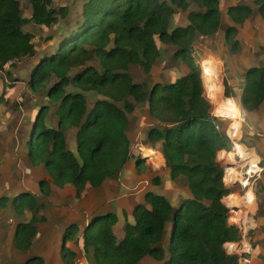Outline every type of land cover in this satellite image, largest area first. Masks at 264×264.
<instances>
[{"label": "trees", "instance_id": "16d2710c", "mask_svg": "<svg viewBox=\"0 0 264 264\" xmlns=\"http://www.w3.org/2000/svg\"><path fill=\"white\" fill-rule=\"evenodd\" d=\"M78 1L74 19L71 8L55 5L54 0H28L29 16L23 15L19 0H0V71L9 60L14 65L34 55V35L23 29L25 25L51 27L65 21L60 32L46 37L56 46L42 55L25 84L32 96L42 94L51 103L33 106L25 141L30 164L43 165L57 186L71 184L77 198L86 184L99 187L128 166L142 171L147 163L132 151L127 128L136 107L146 105L153 122L146 145L161 153L171 180L185 179L189 196L174 204L160 193L146 191L144 203L136 204L132 220L125 221L120 240L113 232L117 216L108 213L90 216L82 229L69 225L63 242L80 239L88 264H140L146 258L160 264H238V256L224 246L240 232L229 221L230 209L223 201L234 188L226 185L218 158L220 151H232V140L212 113L200 79L202 75L207 96L216 103L222 96L220 75L205 59L195 64L191 55L199 36L209 37L223 28L220 0ZM192 4L198 10L188 11L186 23L174 24L175 9L187 11ZM253 4L264 20V0ZM252 13L247 4L226 8L231 24L224 33L232 50L238 45L236 25ZM156 39L175 46L188 71L150 86L135 82L129 67L150 72L160 57ZM88 92L95 95L90 105ZM224 94L228 96L226 89ZM263 101L264 66L249 67L241 104L254 110ZM69 128L76 129L75 150L66 142ZM51 182H39L40 196H49ZM153 183H159L158 177ZM7 202L8 197H0V206ZM10 205L19 215L31 213L28 221L17 223L13 238L17 249L27 251L37 235L36 224L45 221L38 216L41 204L25 192L13 197ZM60 256L65 264H75L77 258L65 245ZM23 264L45 262L33 255Z\"/></svg>", "mask_w": 264, "mask_h": 264}, {"label": "crops", "instance_id": "0c3cea01", "mask_svg": "<svg viewBox=\"0 0 264 264\" xmlns=\"http://www.w3.org/2000/svg\"><path fill=\"white\" fill-rule=\"evenodd\" d=\"M19 1L23 15L29 16L31 14V6L28 4V0ZM56 1L54 0V3ZM225 16H227L226 11ZM223 18L222 15V20ZM29 25L44 26L33 23L25 25L23 29L32 34L33 31L27 27ZM236 26L235 40L238 41V45L233 50L225 39L224 28H222V51L218 53L223 61V86L224 91L225 89L227 90L228 96L224 94V97L219 96L217 98L216 103H221L217 110V115L223 116V118L236 119L228 133L230 138L240 141L238 144L241 146L244 145L249 158L246 165L247 170L244 172V182H242V185L247 187L244 196H242L245 205L240 207L238 211L239 213L242 212L239 217V226L234 221V224L239 228L240 234L237 240L227 242L224 246L229 253L236 255L245 253L250 258L249 264H264V101L254 110H246L241 104L246 70L252 66H264V20L256 7L245 22ZM48 42L51 43L52 40ZM36 54L37 51L34 46V55L32 57H24L14 65L0 71V113L5 111L4 106H6L7 101L13 102L16 99V85L19 83L25 85L26 82H22L23 78L25 75H28L29 78L34 68V66L25 67V64L28 65L27 62H29L33 65L35 63L34 58L37 57ZM159 58L149 72L152 73L153 70V76L155 71H159ZM178 59L181 58L178 57ZM182 66L180 65L179 76L188 71L185 64ZM211 69L218 76L220 75L218 67L211 65ZM167 73L168 71L165 72V74ZM155 76L153 83L163 82L160 75L156 73ZM26 90H28L30 97L33 98L34 96H32L27 87ZM3 98H5L4 101H2ZM144 108L145 113L143 115L140 116L136 109L132 114V116L137 117L138 138L142 137L143 133L147 136L150 128V124L145 127L143 122H152L147 112V107ZM239 114L240 118L238 119ZM152 124L153 122L151 126ZM131 125L130 120L127 128V135L130 140ZM68 133L73 135L74 141L76 129L69 128L65 131L67 145ZM25 141L23 143V159L27 162L25 163L26 166H22L21 160L13 154L9 147L5 144H0V197H8L7 204L0 206V264H23L27 258L33 255H59V259L62 260L60 256L61 249L56 246L60 236H63L65 230L71 224H75L79 229H82L87 224L89 217L95 214H116L117 222L113 226V232L116 238L120 240L123 237L125 221L132 220L131 214L136 204L144 203V193L146 191L153 190L160 193L174 204L180 203L182 199L189 196L186 185L183 189H179L174 183L170 187L162 188L160 185L158 188L153 187L152 189L146 185L141 189L142 178H139L138 172L131 165L119 175L107 178L99 187H92L86 184L85 191L79 198L75 197V189L71 184L57 186L52 182L49 196L47 198L42 197L39 195V182L43 179L46 180L49 175L43 165L34 166L30 164L26 156L27 146ZM68 147L75 150L76 144L73 143L71 147L69 145ZM157 147L159 149L158 145ZM156 152L160 153L158 150ZM19 169L21 170L20 173ZM249 169L252 170L251 173H249ZM163 178L164 180L169 178L167 169ZM146 187L147 189H145ZM25 192L32 193L37 202L39 201L38 203L41 204L40 214L44 216L45 227H49L50 231L48 235H42L43 228L41 224L37 223L38 232L32 246L27 251H21L14 245L15 228L18 222L28 221L31 216H28L30 212L27 210L21 215L17 214L11 207L10 201L13 197ZM131 195L135 197L132 196V200L127 199ZM114 201L115 206L113 205ZM104 202H106L104 210L97 209ZM52 237V243L55 244V247L47 248L49 250H46V246L42 248L41 244H47L49 238ZM36 241L39 242L40 250L27 255L30 250H33L32 248ZM65 247L76 253V259L79 258L78 255H84L81 250L80 239L77 242L68 241ZM41 257L44 259L45 264H48V260L43 256Z\"/></svg>", "mask_w": 264, "mask_h": 264}, {"label": "rangeland", "instance_id": "374dc122", "mask_svg": "<svg viewBox=\"0 0 264 264\" xmlns=\"http://www.w3.org/2000/svg\"><path fill=\"white\" fill-rule=\"evenodd\" d=\"M220 2H221L220 6L222 9V15L224 17L222 20L223 28L231 24V21L229 20V18L225 16L226 8L229 5L247 4V5H250L254 10L256 9V5L253 4V0H220ZM54 4L55 5L65 4L66 6L71 8V11L73 13L72 18L75 19L77 17L75 16V12L78 11L80 7V2L78 0H57ZM175 10L176 11H175V15L173 18L174 24L179 25V24L186 23L187 14L189 10H198V8L194 4H192L187 11H181L179 9H175ZM63 23H65V21L61 20L60 23L54 24L51 27H46V26L37 27L34 25L27 26L31 31H33L34 39L32 40V42L34 43L35 50L37 51V54H36L37 57L34 58L35 63H33V65L27 62L28 65L25 64V67L30 68V66H36V64L41 59L42 55L49 53L54 48V46H56L54 41H52L51 43L46 42V37L50 35L53 36L56 33L60 32L59 30L62 29L64 26ZM222 38H223L222 29H220L217 33L209 37L199 36L193 44L191 55H192V58L195 64L197 65H199V62L201 59H205L209 67H211L212 65V66H216L219 68V73H220L219 81L222 86L221 94L224 97L223 61L221 60L220 54L218 53L222 51V48H221ZM156 44L160 50V58L158 61L159 62L158 67L160 68H159V71L158 70L155 71L154 76L157 73L158 75H160L163 82H169L171 80H174L176 77H179L180 65L182 66L185 63L182 59H178V57L176 56L175 46L171 44H163L159 42L158 39H156ZM93 63L97 66V61H93ZM128 71L132 79L135 82H140V83L145 82L148 84V86L153 84V80H154L153 70H152V73H146L142 67L138 65H131ZM166 71H168L167 74H165ZM27 79H28V75H25L22 82H26ZM200 79H201V85L204 91L203 93L211 104L212 113L220 117V123L224 126L225 133L229 136L228 131L236 119L223 118V116L217 115L218 113L217 110L220 107L221 103L220 102L215 103L207 96L206 87H205L206 82L204 81L205 79L202 75ZM16 95L18 97L16 96V99L13 100V102L7 101L6 106H4L5 111L3 113H0V139H1L0 144L2 145L5 144L7 147H9V149L13 152V154L18 159L21 160V164H23L22 166H26L25 163L27 162L23 159V155H24L23 143L26 140L27 135L29 134L33 106L40 102L48 103V104H51V103L48 102L46 98H44L43 95L39 93L35 94L34 97L31 98L28 90H26V86L22 83H19L16 85ZM86 97H87L88 104L89 105L92 104L94 101L95 95L88 92L86 93ZM4 99L5 98H3L2 101H4ZM144 106L147 107L146 105ZM6 110H8V112H6ZM136 110L138 111L140 116L143 115V113H145V108L141 105L137 106ZM239 118H240V114H239L238 119ZM130 120L132 123L131 125L132 127L130 130L132 151L134 152L135 155H139L144 160V162L147 163L146 168L138 172L139 178H142L140 188L143 189L146 185L147 187L152 188V189L153 187L158 188L160 185L162 188L167 187V186L170 187L174 183L176 187H178L179 189H183L186 185V182H185V179L182 177L173 182L170 180V178H168L167 180H164L163 177L165 175L167 168H166L162 155L154 151L153 149H151V147L146 145L147 136L145 133L141 135L142 137H139V138L137 137L138 135L137 117L131 115ZM143 123L145 127H147L148 124H150V127H151L152 122L147 121ZM230 139L232 140V145H233L232 151L230 152L236 155V158H237L236 161L231 164L227 163L224 157L226 151H220L218 154V158L224 164V168H225L224 181L226 185L229 187H233L234 192L232 193L237 194L239 197L238 201H235V202H232L230 199L227 198V196L223 198L224 203L230 209L229 221L234 224L236 221L237 223L239 222V217H240V214H242V212L239 213L238 211L240 207L245 205V203H243L242 196H244L247 186H243L242 182H244L243 177L245 176L244 172L247 170L246 165H247V160L249 158V154L247 153V149L244 147L243 144H242L243 145L242 149H240V151L238 150L239 148L237 147V144L240 143V141H236L232 138ZM67 140H68V145L70 147L73 145V143H75V139L73 141V135L71 133L67 134ZM155 147L158 149L157 145H155ZM152 152L155 155L159 156L158 160L151 161L148 159V156ZM20 171L21 170L19 169V173ZM251 171L252 170L249 169V173H251ZM36 173L38 174V172ZM154 177H158L159 179L158 184L153 183ZM147 187L145 189H147ZM132 196L133 195L129 196V198L127 197V199L132 200ZM105 204L106 202L100 204L97 209L104 210ZM113 205L115 206V201L113 202ZM28 216H31V213H29ZM38 216L44 217L42 214H40V209L38 212ZM44 222L45 221L38 222V223L41 224V227L43 228L42 235L45 236V235H48V232L50 230H49V227L47 228L45 227ZM52 240H53V237L49 238L47 244H41L42 248L46 246V250H49L47 248L55 247V244L52 243ZM67 244H68V241L64 243L62 240V236H60V240L57 241L56 246L59 247V249H61L63 245L66 246ZM32 249L33 250L32 251L30 250V252H28L27 255H30L31 252H36L40 250L39 242L36 241ZM41 256L45 257L48 260V264H65L62 260L59 259V255L52 254V255H41ZM78 257L79 258L76 259L75 261L76 264H79V263L88 264V260L83 255H78ZM140 264H160V263H153L152 260L146 258V260H144Z\"/></svg>", "mask_w": 264, "mask_h": 264}, {"label": "bare ground", "instance_id": "6f19581e", "mask_svg": "<svg viewBox=\"0 0 264 264\" xmlns=\"http://www.w3.org/2000/svg\"><path fill=\"white\" fill-rule=\"evenodd\" d=\"M237 147L239 148L238 150L242 149V146L240 144H237ZM236 147V148H237ZM148 150V149H147ZM238 152V151H237ZM149 153V152H148ZM225 160L227 163H234L236 161V155L232 152H226L225 153ZM159 156L155 155L153 152L148 156V159L153 161V160H158ZM229 180V179H228ZM244 184V183H243ZM249 193V192H248ZM227 198L230 199L232 202L238 201L239 197L235 193H231L227 195ZM228 245V244H227ZM231 248V247H230Z\"/></svg>", "mask_w": 264, "mask_h": 264}, {"label": "built area", "instance_id": "2783aa9c", "mask_svg": "<svg viewBox=\"0 0 264 264\" xmlns=\"http://www.w3.org/2000/svg\"><path fill=\"white\" fill-rule=\"evenodd\" d=\"M13 63L12 60H9L7 61L5 64H4V69L11 66ZM237 223V221H236ZM239 223H237L238 225ZM239 226V225H238ZM238 264H249L250 263V258L245 254V253H241V254H238Z\"/></svg>", "mask_w": 264, "mask_h": 264}, {"label": "water", "instance_id": "95a60500", "mask_svg": "<svg viewBox=\"0 0 264 264\" xmlns=\"http://www.w3.org/2000/svg\"><path fill=\"white\" fill-rule=\"evenodd\" d=\"M46 180H47L48 182H51V178H50V176H48V177L46 178Z\"/></svg>", "mask_w": 264, "mask_h": 264}, {"label": "clouds", "instance_id": "9594fccd", "mask_svg": "<svg viewBox=\"0 0 264 264\" xmlns=\"http://www.w3.org/2000/svg\"><path fill=\"white\" fill-rule=\"evenodd\" d=\"M206 71H207V69H206Z\"/></svg>", "mask_w": 264, "mask_h": 264}]
</instances>
